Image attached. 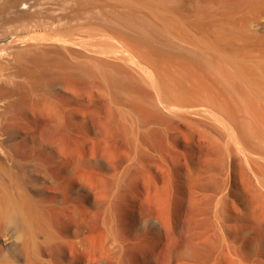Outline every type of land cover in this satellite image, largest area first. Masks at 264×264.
<instances>
[{
	"label": "bare ground",
	"instance_id": "1",
	"mask_svg": "<svg viewBox=\"0 0 264 264\" xmlns=\"http://www.w3.org/2000/svg\"><path fill=\"white\" fill-rule=\"evenodd\" d=\"M30 1L13 0L28 35L7 47L14 70L0 103L40 98L44 133L123 144L131 160L158 136L175 153L172 177L201 186L195 200L220 248L257 231L246 191L264 201V25L255 19L264 0H64L57 12ZM7 165L0 161V221L11 229L0 264H50L40 259L35 200Z\"/></svg>",
	"mask_w": 264,
	"mask_h": 264
},
{
	"label": "rangeland",
	"instance_id": "2",
	"mask_svg": "<svg viewBox=\"0 0 264 264\" xmlns=\"http://www.w3.org/2000/svg\"><path fill=\"white\" fill-rule=\"evenodd\" d=\"M31 1L57 12L64 0ZM12 7L15 9L11 10ZM0 10V85H8L14 70L9 64L12 55H8V48L28 33L22 25L26 20L16 14L13 0H0ZM260 12L255 19L264 25V6ZM36 24L33 21L29 25ZM16 79L10 82L22 86ZM11 99L12 102L0 103V111L12 105L10 113L3 118V111L0 112V161L6 162L15 173L20 172L28 194L35 200L34 214L43 230L40 231L42 261L50 264H264V217H261L264 201L259 200L252 186L246 192L255 204L252 209L247 206L251 217L258 221L257 231L249 230L246 236L232 238L234 244L229 250L220 248L217 235L209 227V218L200 212V204L195 200L201 186L186 185L173 178L175 153L163 139L152 136L147 145L150 151L140 148L131 160L130 151L123 144L110 149L88 142L81 135L44 133L43 128L48 124L47 102L23 93ZM209 177L206 174V182L215 178ZM3 179L1 176L0 182ZM250 179L255 182L253 176ZM6 225L0 221L2 248V234L5 229H11ZM12 246H16L15 241Z\"/></svg>",
	"mask_w": 264,
	"mask_h": 264
}]
</instances>
